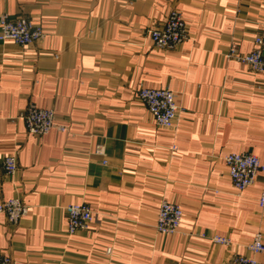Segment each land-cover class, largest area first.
Wrapping results in <instances>:
<instances>
[{"label":"crops","instance_id":"crops-1","mask_svg":"<svg viewBox=\"0 0 264 264\" xmlns=\"http://www.w3.org/2000/svg\"><path fill=\"white\" fill-rule=\"evenodd\" d=\"M172 10L187 39L158 50L149 30ZM3 14L28 16L45 33L27 46L0 40V202L28 206L18 225L1 216L0 250L15 264H226L251 255L247 245L264 237V184L239 191L224 158L264 160V72L229 53L233 44L253 50L264 0H0ZM141 87L175 92L174 129L156 124ZM30 103L53 109L66 130L30 133ZM100 144L106 156L94 152ZM13 153L18 171L8 175L3 158ZM163 200L183 210L177 233L156 228ZM82 203L94 219L69 235L66 207ZM254 257L264 264V253Z\"/></svg>","mask_w":264,"mask_h":264},{"label":"built area","instance_id":"built-area-1","mask_svg":"<svg viewBox=\"0 0 264 264\" xmlns=\"http://www.w3.org/2000/svg\"><path fill=\"white\" fill-rule=\"evenodd\" d=\"M42 25L34 22L28 16L11 18L8 14L0 17V40H12L22 46H27L44 36ZM149 35L158 50L168 51L178 48L187 39L186 23L182 14L172 10L162 26L153 27ZM254 48L251 52L240 53L233 44L229 56L240 60L249 66L252 72H264V21L259 24L258 33L254 38ZM138 97L149 110L152 118L159 127L174 129L181 112V106L176 102L175 92L169 88L155 89L141 87ZM28 131L36 136H44L52 129L65 131L66 127L56 123V114L53 109L40 108L30 103L25 114ZM94 152L106 156L104 145L96 146ZM228 172L234 186L243 191L253 185L260 178L264 184V160L250 152H234L225 156ZM107 161L104 160V164ZM3 168L8 175L18 171L16 154L6 155L3 158ZM260 207L264 209V185L259 198ZM68 217V234L74 235L88 229L95 213L86 204H72L66 207ZM28 212V206L19 197L0 202V218L5 216L10 224L18 225ZM183 219V210L180 205L163 200L156 228L161 234H174L179 231ZM216 243L229 245L230 240L223 237H214ZM251 255L234 254L226 264H259L255 254L264 253V237L257 234L254 240L247 245ZM108 251H111L109 249ZM0 264H15L12 256L0 250Z\"/></svg>","mask_w":264,"mask_h":264}]
</instances>
